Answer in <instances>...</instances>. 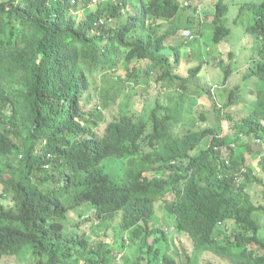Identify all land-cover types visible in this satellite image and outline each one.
<instances>
[{
  "label": "trees",
  "instance_id": "1",
  "mask_svg": "<svg viewBox=\"0 0 264 264\" xmlns=\"http://www.w3.org/2000/svg\"><path fill=\"white\" fill-rule=\"evenodd\" d=\"M77 1L0 0V196L10 201L0 202V260L26 255L31 264H100L125 247L132 248V264H198L207 252L230 264H264V204L256 206L249 190L258 180L230 144L243 138L247 148L259 139L264 171V88L256 89L254 107L242 117L223 112L241 88L229 92L217 114L228 120L222 138L193 121L176 134L174 115L156 113L167 108L161 104L147 110V119L119 111L97 135L91 125L96 108L86 105L98 78L114 72L139 82L144 72L156 74L162 87L180 79L163 51L178 32L183 36L178 15L185 6L184 0H112L79 21L71 13ZM251 5L239 9L257 12L239 43L255 49L260 44L252 46L250 38L264 36V1ZM226 11L218 1L210 14L213 42L231 35ZM259 50L244 76L264 81V44ZM221 68L226 81L232 70ZM206 138L208 145L193 154ZM223 145L230 148L226 156ZM111 157L130 167L123 184L102 169ZM161 199L174 231L192 241L191 251L170 255L175 235L150 222ZM81 206L78 223L66 219ZM98 223L118 239L106 246L105 236L94 241L90 231Z\"/></svg>",
  "mask_w": 264,
  "mask_h": 264
},
{
  "label": "rangeland",
  "instance_id": "2",
  "mask_svg": "<svg viewBox=\"0 0 264 264\" xmlns=\"http://www.w3.org/2000/svg\"><path fill=\"white\" fill-rule=\"evenodd\" d=\"M111 1L112 0H78L75 7L71 10V13L80 21L90 12H94L98 9H106L107 6L112 3ZM185 1L188 2V6H185L183 9L180 8L178 15L181 28L180 33H183V36H180L178 32L176 36L169 39L163 51L167 54H171L170 63L172 64L173 72L180 79L170 82V86L168 87H162L159 82H155L156 74H152L151 78H147L144 72L139 76V82H134L133 79L131 82L126 79L121 80L118 78L117 73L114 72L98 78L95 84L96 89L90 90L87 93L88 96H91L90 102L88 103L90 106L86 105V108H96V123H91V125L94 126L93 129L97 135L103 133L106 123L113 119L114 115L119 111L130 116L135 114V117H133L134 119L140 115L141 118L146 116L147 119L149 117V112H147V110L158 104H161L163 108L167 107L166 109L157 111L158 115L163 114L166 110H169L168 112L174 115L172 120L175 121L174 131H176V134H183L187 128L193 125L192 120H197L203 124L206 123L209 126L213 125V128L224 134L227 130L228 120L217 117L216 109L217 106H221L222 108L225 106L228 101L229 92L237 85L241 88L240 92L235 93L236 98L232 101L231 108L225 109L224 112L234 117H242L254 107L255 91L256 89H261V87L264 88V81L253 74H250L248 77L244 75L246 72L250 71V68H253V58L259 54L261 46L258 45L255 49H252L240 44L239 40L244 36L246 28L253 25L254 17L257 12L256 9L249 8L244 9L240 14L239 9L244 3H254L258 6L263 0H184V2ZM218 1H223L227 4L225 22L226 26L229 27L232 32L228 40L216 43L211 40L212 28L208 20L210 19V14L214 12L215 5ZM195 7H200V13H197V8L196 12H194ZM202 8H204V11ZM190 34L194 38L188 40L190 39L188 36ZM251 38L259 42L254 35ZM183 39L186 40L183 41ZM237 47L238 49H236ZM230 49L233 50L232 52L236 53L235 60L232 61L228 60V52ZM176 52L179 53L177 61L176 58L178 56ZM214 58H217L218 61ZM219 61H221L220 64ZM221 65H225L227 69L230 67L232 70V73L228 76L226 81L224 80L225 76ZM215 85L217 86L215 87ZM211 88L215 96L209 93ZM201 111L205 117L203 120L199 117ZM184 123L185 126L183 129ZM180 128H182L181 131ZM243 140V138H238L234 143L230 144L234 146L233 149H235L239 156L241 155L244 157L246 164L255 172L257 180L261 182H252L249 185V190L251 191V198L255 205H263L264 171L259 162V155L262 151L257 152L263 147H259L256 141L251 140L250 146L246 148L245 145L248 144L246 143L244 145ZM206 145V141L201 142L193 150V154L205 148ZM229 149H225V147L221 148V155H226ZM101 166L103 171L118 184L126 182L127 171L130 168L126 160L119 157H111L103 160ZM0 202L5 206H10L9 197L2 199L0 196ZM81 211H85L84 206L67 212L66 219L74 217L72 223H78L76 214ZM173 221V215L165 209L162 199L155 202L154 214L150 222L163 228L168 237L171 235H175L176 237V242L174 241L173 244L169 242L168 253L173 255L175 250L182 248L186 251H191L192 241L187 235L174 231ZM64 223L67 224L68 221H64ZM85 224V230H88L89 226L87 223ZM261 224L262 228L259 234L264 235L263 215H261ZM103 225L104 223H98L90 233L94 241H98L101 237L103 238L105 236L109 242L105 244L106 246L117 240L118 238L115 237L118 236V234H115L113 238L109 237L105 234L108 233L109 230H106ZM73 229V226H68L66 231L70 232ZM122 255L123 259H121ZM114 256L115 258L111 255L106 256L109 262H102L100 264H125V259H127L129 264H132V261L135 259L132 248L125 247ZM181 256H183V254H181ZM178 260L182 263L180 256ZM0 264H31V261L30 258H26V255H22L12 259H1ZM198 264L230 263L211 252H207L201 253Z\"/></svg>",
  "mask_w": 264,
  "mask_h": 264
},
{
  "label": "clouds",
  "instance_id": "3",
  "mask_svg": "<svg viewBox=\"0 0 264 264\" xmlns=\"http://www.w3.org/2000/svg\"><path fill=\"white\" fill-rule=\"evenodd\" d=\"M264 1V0H263ZM262 1V2H263ZM261 2V3H262ZM260 3V4H261ZM253 5H251V6H256V4H254V3H252ZM260 4H258V6H256L257 8L259 7V5ZM182 6H188V3H187V1H185V2H182ZM182 8V7H181ZM195 8H197L198 9V11H197V13H200V7H195ZM194 8V9H195ZM183 9V8H182ZM194 12H196V10H194ZM212 16L213 15H210L209 16V20L208 21H211L212 20ZM254 22H255V19H254ZM250 27V26H249ZM249 30L246 28V30H245V34L246 33H250V32H248ZM182 35H183V33H181ZM252 34V33H251ZM189 37H190V39H188V40H191V39H193L194 37L190 34V35H188ZM255 37V36H254ZM256 38V37H255ZM251 39V44H252V46H255V45H257L258 43L260 44V46H263V44H264V36H262V35H259L258 36V38H256V39H258V41L259 42H257V41H255V40H253L252 38H250ZM185 40V39H184ZM183 40V41H184ZM169 42V40L166 42V43H168ZM232 49H230V51H231ZM259 55H260V52H259V54L258 55H256V57H255V59H257V58H259ZM218 60V59H217ZM216 60V61H217ZM156 82V81H155ZM217 85H215V87H216ZM209 93H211L212 94V96L214 95V93H213V89L211 88L210 89V92ZM210 95V94H209ZM215 96V95H214ZM211 97V96H210ZM152 109V108H151ZM151 109H148L149 110V112H150V110ZM223 108L220 106V107H218L217 106V111H216V113L218 114V111L219 110H222ZM202 112V111H201ZM223 112H224V109H223ZM157 113V112H156ZM149 115H150V113H149ZM203 116H204V114H203ZM144 117H146V116H143V118ZM199 117H200V115H199ZM217 117H218V115H217ZM219 118H221V117H219ZM202 119V118H201ZM204 119H205V117H204ZM225 119V118H224ZM203 120V119H202ZM193 121V120H192ZM193 122H195V126L196 127H202V126H209L208 124H206V123H201V122H199V121H197V120H195V121H193ZM213 126V125H212ZM212 126H209V127H212ZM220 134H217L216 136L218 137H220V138H222L225 134H223L222 132H219ZM209 138H206V139H204L203 141H206V143H207V145H208V143H209ZM254 141H256V143L258 144V145H261V143L259 142L260 140L259 139H255ZM260 143V144H259ZM233 146V145H232ZM223 147H225L224 145L222 146V147H220V148H223ZM234 147V146H233ZM226 148V147H225ZM224 156V155H223ZM226 156V155H225ZM187 162V161H186ZM47 167V166H46ZM192 172V170L190 169L189 171H188V173L190 174Z\"/></svg>",
  "mask_w": 264,
  "mask_h": 264
}]
</instances>
